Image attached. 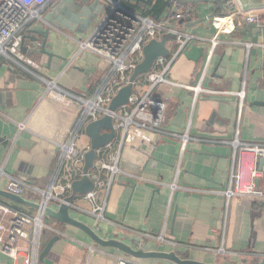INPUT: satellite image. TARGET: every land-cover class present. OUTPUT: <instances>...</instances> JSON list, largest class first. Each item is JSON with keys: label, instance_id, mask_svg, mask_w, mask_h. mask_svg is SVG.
I'll return each mask as SVG.
<instances>
[{"label": "crops", "instance_id": "0c3cea01", "mask_svg": "<svg viewBox=\"0 0 264 264\" xmlns=\"http://www.w3.org/2000/svg\"><path fill=\"white\" fill-rule=\"evenodd\" d=\"M60 1L53 0L49 4L44 18ZM115 1L133 12L151 16L147 14L150 9L139 6L142 0ZM167 1L170 7L165 14L160 18L152 16L154 19L160 20L171 11L175 0ZM250 2L258 4L257 0ZM184 3L193 7L195 13L181 21L179 27L204 41L186 46L174 63L170 78L178 84L196 86L207 70L203 86L219 92L239 93L248 69L243 109L240 110L239 99L234 96L205 94L196 98L189 89L163 86L161 91L170 97L166 129L178 133L189 131L191 137L199 141L189 142L182 154L180 140L151 133L138 134L124 149L122 167L143 180L118 178L108 195L106 218L109 222L100 223L74 210L71 216L91 227L105 241L129 244V238L140 236L152 250L174 252L183 260L260 264L264 258V201L237 197L227 201L224 195L216 193L229 187L233 148L208 141L239 138L242 142L264 143V26L246 32L245 18L232 23L227 21L228 14L223 16L216 5ZM251 11L264 23V8ZM96 23L82 35L67 31L59 34L54 30L48 49L56 56L50 62L47 56L23 51L25 57L42 65L39 76L21 63L0 56V108H3L0 138L9 134L8 146L0 143V168L8 175L29 179L40 188L48 185L57 153L54 142L66 140L82 111L75 97L91 95L107 69L102 60L91 53L83 52L75 58L78 46L70 42L67 35L83 39ZM45 27L48 26L30 22L24 27L23 37L34 36L41 45L44 36L31 31ZM214 38L220 44L209 62L210 41ZM245 43L255 46L248 52ZM30 45L27 40L25 48ZM170 49L172 52V45ZM48 81H54L58 89L49 91ZM20 124H25L24 130L20 131ZM6 183L7 178L0 176V190L5 191ZM175 184L177 188L173 190ZM258 185L264 192V174ZM0 201L36 213V208L19 206L2 196ZM76 202L89 208L83 201L77 199ZM52 223L58 224L61 234L56 236L60 240L40 264H117L118 259L140 264H176L154 258L135 259L116 247L100 246L77 227L56 220ZM53 237L50 233L44 235L43 250ZM92 247L104 254H93L88 263ZM221 249L224 251L220 252ZM0 264H12V261L0 254Z\"/></svg>", "mask_w": 264, "mask_h": 264}, {"label": "built area", "instance_id": "2783aa9c", "mask_svg": "<svg viewBox=\"0 0 264 264\" xmlns=\"http://www.w3.org/2000/svg\"><path fill=\"white\" fill-rule=\"evenodd\" d=\"M52 1L0 0V56L26 62V66L36 76H39L38 72L43 68L21 52L23 30L27 24L34 21L58 31L44 18V13ZM104 1L110 12L104 13L99 18L87 37L78 39L67 35V39L78 46L79 50L75 58L83 52L91 53L101 59L107 69L91 95L75 97L81 104L82 111L66 140L54 142L57 153L50 170L48 185L40 188L29 179L8 175L0 168V176L7 178L5 191L37 206L36 213L31 214L0 201V254L10 259L12 264H20V260L22 264H40L44 235L61 234L58 224L52 223V219L48 216L49 209L57 212L66 204L72 211L96 218L100 223L109 222L104 214L108 195L118 178L143 180L141 176L127 172L122 167L124 149L128 141L138 134L151 133L180 140L182 154L189 142L199 141L197 138H192L189 131L178 133L166 129L170 97L161 91L163 86L189 89L194 92L196 98L205 94L234 96L239 99L240 110L243 109L248 87V69L244 73L242 89L239 93L219 92L203 86L207 70L196 86L178 84L170 78L172 67L186 46L195 41H204L179 27L181 21L194 15L193 7L182 0H175L171 11L164 18L156 20L152 16L123 9L121 2L117 1L120 4V8H117L113 0ZM223 2L228 10L229 22L233 23L239 18H245L247 23L264 26L262 19L253 11H246L239 0H223ZM167 34L175 35V38L167 43L170 55L158 58L153 69L133 84V94L127 105L111 112L109 107L114 97L122 88L130 84V75L144 60V47L151 40L161 41ZM210 42L212 52L209 55V62L213 51L220 44L217 38ZM244 45L248 52L255 46L253 43ZM47 86L49 91L58 89L54 81H48ZM0 115H3L2 110ZM104 116L112 117L115 137L108 145L97 150V160L87 174L94 184V189L85 195H77L72 203H68L67 198L72 195L73 182L85 177L83 171L85 155L91 149L90 142L85 146L82 145V140L86 137L85 127ZM19 129L24 130L25 124H20ZM208 142L229 145L233 148V169L229 187L225 191L216 193L224 195L227 201L234 197L264 201V192L258 185L264 174V169L261 170L259 166V162L264 159V143L242 142L239 138L233 141L209 140ZM176 188V184L172 186L173 190ZM77 199L88 204L89 208L81 207L76 202ZM146 237L154 238L150 235ZM219 251L223 252L224 249ZM97 252L99 251L95 248H90L88 263ZM117 262L140 264L123 259Z\"/></svg>", "mask_w": 264, "mask_h": 264}, {"label": "water", "instance_id": "95a60500", "mask_svg": "<svg viewBox=\"0 0 264 264\" xmlns=\"http://www.w3.org/2000/svg\"><path fill=\"white\" fill-rule=\"evenodd\" d=\"M173 1V0H171ZM186 3H208L212 5H216L217 9L222 11V15L225 16L228 14V10L224 6L223 0H183ZM242 4V7L246 11L254 10V9H262L264 8V0H257L258 4H252L250 0H239ZM255 1V0H254ZM113 4L115 7L120 8V4L113 0ZM123 9L129 10L126 6L121 4ZM110 8L105 4L104 0H79L78 2H74V0H61L59 4L53 9L50 10L49 14L45 16V21L54 26L58 31L62 32H70L74 35H82L86 34L91 27L98 22L99 18L104 13H109ZM213 14V16H215ZM199 23V22H198ZM259 26L257 24L247 23L246 32L253 31L258 29ZM54 31V29L50 27H45L43 30H32L31 33H35L41 36H44V41L40 45L38 40L34 36H24L23 37V46L21 48L22 51L30 52L31 54H39L44 55L49 58V62L56 54L49 51V39L50 34ZM57 33V34H58ZM60 34V33H59ZM174 37L171 35L164 36L163 40H151L143 49L144 60L136 67L131 78L130 84L126 87L122 88L117 95L114 97L112 103L110 104L109 110L111 112L117 111L122 106L127 105L129 98L133 94V83L141 76L149 73L155 64V61L160 57H168L170 55V50L167 47V42ZM30 41V48H25L26 41ZM1 107V106H0ZM3 111V108H0ZM7 127V126H6ZM8 128V127H7ZM104 130V133L102 131ZM8 132V129L5 133ZM85 135L89 139L91 149L85 155V164H84V174L80 180L74 181L72 184V195L67 198L68 203H72L77 195H85L94 189V184L91 179L87 176L88 172L93 168L96 160H97V150L108 145L115 137V130L113 126V119L110 116H104L103 118L89 123L85 127ZM1 137V136H0ZM9 134L4 135V138H0V143L3 146H8L9 144ZM4 142V143H3ZM264 168V159L260 161V169ZM259 183V182H258ZM0 196L12 201L13 203L23 206V207H34L37 208L36 205L24 200L21 197L10 194L6 191L0 190ZM48 216L56 220L58 223L67 224L70 226L77 227L83 230L95 243L104 247H116L124 254L135 258V259H162L172 261L176 264H207L200 261H195L191 259L183 260L176 253H164L159 251L152 250L150 244H146L141 237L129 238L127 241L129 244L119 242L117 240H109L105 241L100 238L97 233L89 226L84 224L83 222L73 218L70 213V208L68 205L64 204L60 207V209L55 212L52 209L48 210ZM60 240L59 236H54L48 244L45 246L40 261L43 262L48 255L50 254L52 248L55 243ZM135 246L137 249H134ZM260 259V258H258ZM214 264V263H213ZM260 264H264V258L261 260Z\"/></svg>", "mask_w": 264, "mask_h": 264}, {"label": "trees", "instance_id": "16d2710c", "mask_svg": "<svg viewBox=\"0 0 264 264\" xmlns=\"http://www.w3.org/2000/svg\"><path fill=\"white\" fill-rule=\"evenodd\" d=\"M170 2L167 0H142L139 3L140 7H144L148 10L147 14L155 18H160L165 14V11L170 7ZM133 8V7H132ZM55 220L52 219V222Z\"/></svg>", "mask_w": 264, "mask_h": 264}, {"label": "bare ground", "instance_id": "6f19581e", "mask_svg": "<svg viewBox=\"0 0 264 264\" xmlns=\"http://www.w3.org/2000/svg\"><path fill=\"white\" fill-rule=\"evenodd\" d=\"M241 5H242V4H241ZM227 21H229V19H227ZM167 35H171V36H173V37L175 38V35H174V34H167ZM164 36H166V35H164ZM164 36H163V38H164ZM163 38H162V40H163ZM174 38H173V39H174ZM173 39H170V40H173ZM22 46H23V44H22ZM22 46H21V48H22ZM21 52L23 53L22 50H21ZM9 59H12V58H9ZM12 60L17 61L18 63H21L22 65H24L25 67H27V66H26V62H22V61L15 60V59H12ZM40 65H41V64H40ZM41 66H42V65H41ZM27 68H28V67H27ZM28 69H29V68H28ZM133 72H134V71H133ZM132 74H133V73H132ZM132 74L130 75V78H131ZM141 77H143V76H141ZM141 77H139L138 79H140ZM138 79H137V80H138ZM137 80H136V81H137ZM136 81H135V82H136ZM135 82H134V83H135ZM134 83H133V84H134ZM133 90H134V86H133ZM106 208H107V206H106ZM70 213H71V209H70ZM104 216H105V218H106V211H105ZM106 219H107V218H106ZM138 237H140V236H138ZM145 237H146V236H145ZM92 248H93V247H92ZM93 249H94V248H93ZM98 254H99V253H98ZM101 254H104V253H101ZM118 260H119V259H118ZM123 260H124V259H123ZM126 261H127V260H126ZM117 264H118V262H117Z\"/></svg>", "mask_w": 264, "mask_h": 264}, {"label": "rangeland", "instance_id": "374dc122", "mask_svg": "<svg viewBox=\"0 0 264 264\" xmlns=\"http://www.w3.org/2000/svg\"><path fill=\"white\" fill-rule=\"evenodd\" d=\"M89 141V139L87 137H84L82 140L83 145L86 144Z\"/></svg>", "mask_w": 264, "mask_h": 264}]
</instances>
